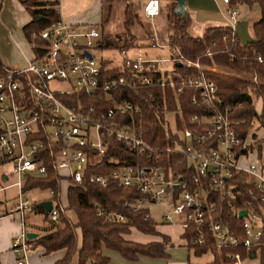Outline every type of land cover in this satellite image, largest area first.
<instances>
[{"label": "built area", "instance_id": "2783aa9c", "mask_svg": "<svg viewBox=\"0 0 264 264\" xmlns=\"http://www.w3.org/2000/svg\"><path fill=\"white\" fill-rule=\"evenodd\" d=\"M141 10L144 17L155 16L157 0H147ZM226 17L233 24L236 10L228 7ZM36 34L42 41L41 56L33 55L23 69L2 67L0 71V168L7 169L0 172V192L16 188L17 202L5 213L17 214L21 227L10 241L16 264H27L30 249L24 227V214L30 205L28 199L21 197L22 184L26 175L45 173L46 155L52 157L59 183L65 181V186L72 183L105 187L112 181L122 188H137L142 196L124 200L122 205L132 211L145 210L144 218H151L150 211L158 208L162 223L178 225L182 233L189 225L197 226L191 239L193 245L202 244L204 232L199 228L207 220L216 248L242 247L245 253L260 250L264 243V148L258 155L256 146L249 148L254 139L236 134L238 121L230 117L231 107L218 103L217 85L203 75V71L218 69L200 67L197 61L185 60L177 51L178 63L199 70L195 77H182L173 67L169 74L158 68L157 64L167 59H149L138 53L132 59L123 57L117 67L120 74L108 77L91 53L98 48L101 34L96 26L79 27L59 18ZM152 40L154 43L155 38ZM124 50L119 51L124 54ZM257 59L260 61V57ZM154 73L159 74L160 87L176 82L198 87L202 110L199 115L189 116L186 126L180 118L183 127L175 132L170 131L163 116L164 130L176 137L171 146L157 149L141 138L135 126L137 104L114 93L124 83L148 86ZM69 97L70 102L64 100ZM258 99L261 107L264 96ZM191 103H196L195 97ZM109 139L137 151L144 156L145 164H118L106 173L95 172ZM169 152L186 158L191 181L171 171L167 159H162ZM8 175L15 180L8 183ZM238 184L254 192L251 201L246 200L235 210L236 214L245 210L239 218L242 235L234 234L228 225L211 217L213 198H234L239 194ZM48 200L51 208L47 216L56 223L58 210ZM96 215L106 222L124 220L122 214L113 210L97 209ZM226 257L230 264H238L240 255L228 252Z\"/></svg>", "mask_w": 264, "mask_h": 264}, {"label": "trees", "instance_id": "16d2710c", "mask_svg": "<svg viewBox=\"0 0 264 264\" xmlns=\"http://www.w3.org/2000/svg\"><path fill=\"white\" fill-rule=\"evenodd\" d=\"M26 10L30 20L21 27L22 34L31 46L34 57L41 56V39L37 32L44 29L51 22L59 19L58 1L53 0H17ZM107 1V0H106ZM113 1V0H108ZM125 2L122 9L121 33L114 36L100 34L98 48H116L118 50L132 48L133 35L130 33L134 23L137 22V15L132 12V5L129 0ZM259 7V18L252 24L253 40L242 43L228 25L207 26L200 35L193 36L188 32L192 19L185 9L183 15L174 12L175 3L172 2L166 13V44L173 62V69L182 77H195L199 70L185 65L176 66L178 63L176 52L183 59L197 61L200 67L216 68L217 71H203L206 79L217 85L218 103L221 106L231 107L230 117L237 120L235 126L236 134L244 138L253 128L263 125L264 102L260 112H257L253 105V98L264 96V0H228L227 4H253ZM110 12L108 7L107 13ZM39 17V20L35 18ZM107 22V15L100 23V26ZM260 57V61H258ZM100 67L105 76L116 77L118 68H107L106 63L100 61ZM2 65L0 64V71ZM158 73L152 75V83L148 86L138 83L119 86L114 93L121 98H126L137 104L139 112L135 114V126L138 127L141 138L151 147L157 149L172 145V139L176 134L166 132L163 125L165 113L177 112L173 116L175 130H180L183 125L180 118L186 120L193 114L202 112L199 101L200 90L194 86H180L168 84L160 87L157 83ZM127 79L128 76L124 75ZM255 78V80H253ZM196 98V103H191V98ZM71 98H64L70 102ZM88 101L97 104L95 99ZM254 141L249 148L256 146L258 155L264 146V137L256 138L252 133ZM108 149L100 162V166L94 168L95 172L106 173L118 164L138 163L145 164L144 156L137 151L124 148L122 144L108 140ZM111 159L117 160L114 163ZM168 161L171 171H176L182 179L191 181L186 172V158L182 155L169 152L162 156ZM46 171L43 175L25 176L22 190L32 187L50 189L51 200L58 210L57 222L54 223L44 214L43 209L34 203L24 214V227L26 232L35 233V237L28 240L32 247H40L43 254H49L57 250H64L63 256L55 261V264H70V259L75 253L77 264H109L108 257L102 254L106 249L117 253L122 259L134 262L138 256L147 258L169 257L166 249L171 246L169 239L158 233L154 229L153 219L144 218L145 210L132 211L122 205L124 200H134L142 196L137 188H122L114 182H109L105 187L93 184L65 186V206L59 200V178L53 168L51 156H45ZM99 165V164H98ZM91 172V171H90ZM93 172V171H92ZM239 194L234 198L214 197L215 207L211 212L213 221H221L228 225L229 230L236 235H242L241 219L237 218L235 210L243 206L246 200L251 201L252 194L247 186L238 184ZM97 209L113 210L123 215L124 220L119 222H106L102 217L96 215ZM65 210H70L75 217L72 221ZM264 210V204L262 205ZM42 215L41 221H46V225L31 223L33 217ZM76 227L79 229L81 241L79 247L76 246ZM130 227L143 234L155 235L161 238L160 241H150L140 243L123 236L130 233ZM197 226L189 225L180 235L185 240L187 249L191 250L194 256H200L206 252L213 254L210 264H222L228 259V252H238L243 255L242 247L216 248L212 238V233L205 220L201 229L204 232L202 244L193 245L192 236L196 233ZM260 264H264V243L260 245ZM190 264V263H186Z\"/></svg>", "mask_w": 264, "mask_h": 264}, {"label": "rangeland", "instance_id": "374dc122", "mask_svg": "<svg viewBox=\"0 0 264 264\" xmlns=\"http://www.w3.org/2000/svg\"><path fill=\"white\" fill-rule=\"evenodd\" d=\"M1 1V0H0ZM77 3L74 5V13L78 14L80 18H83L86 20V23H90L91 25L96 26L98 29L100 28V32L105 35L108 34L109 36H114L118 33H121L123 30L122 27V9L124 7L125 2L123 0H113V1H106L102 4L97 3H89L86 2V0H76ZM214 3L216 6V9L221 14H224V4L221 0H210ZM204 3H207L204 0ZM209 6V3H207ZM203 6V5H202ZM108 7H110V12L107 13ZM235 8L237 10L236 16L240 18L243 22L241 23L240 27V33L238 35L240 41L242 43L248 42L253 40V34L252 31L248 29L249 23L252 20H256L255 16L256 12H259V7L256 3L253 4H236ZM1 12H0V23L3 26V24L9 28L15 29L19 25V22L27 18L29 15L26 12V10L16 1V0H2L1 3ZM132 12L137 15V19L133 25V27L130 30V33L133 35V43L134 46L132 48H125L124 54H121V52L116 48H95L91 51L93 57L98 61H103L106 63L107 68H117L121 65L122 58L127 57L128 59H132L135 56H137L138 53H140L141 56L151 59H160L165 60L164 63H158L157 66L161 70H165L168 74L171 70L173 61L170 60V52L168 51L166 47V13L160 14V16L156 17L155 21H147L143 18L141 8L137 7V5L132 8ZM166 12V11H165ZM107 15V22L100 26V19L105 18ZM224 18H227L224 15ZM62 20V19H61ZM222 25H228L233 27L232 25H229L225 19H220ZM63 21V20H62ZM88 21V22H87ZM102 21V19H101ZM210 23V22H209ZM247 23V24H246ZM211 25V24H207ZM206 25V26H207ZM152 26V34L154 35L153 38H155V42L151 41L150 39V32L149 29ZM234 28V27H233ZM232 28V29H233ZM234 30V29H233ZM238 31V28H236ZM235 31V30H234ZM188 32L195 36L197 33L195 30L192 31V29H188ZM236 32V31H235ZM25 41V40H24ZM27 50L30 51V45L28 43ZM14 53L11 49L6 47L5 45H2L1 52H0V59L3 56L6 57H13ZM253 105L257 112H260V100L258 98H253ZM165 119L168 122V128L170 131L175 132L174 127V121H173V113H165ZM264 125V120H263ZM252 133L256 135V138H262L264 137V126L260 125L258 128H253L250 132H248L247 136L250 139L252 136ZM264 146L262 147L263 150ZM251 158V157H250ZM6 167L0 168V172L6 171ZM8 183L15 180V177L13 175H8ZM65 181H63L60 184L59 188V200L62 203V206H65ZM21 197L24 199H28L29 205H32L34 203H38L43 200H48L51 198L50 192L45 188L40 187H32L28 190L23 191ZM17 202L16 197V188L10 187L7 190L0 192V210H4L5 208H8L9 206L13 205ZM55 202L53 203V205ZM151 213V219L155 223L161 222V217L159 213V209H152L150 211ZM12 214H15L14 212ZM65 214L72 220L75 221L74 214L70 210H65ZM17 215V214H15ZM13 215L14 219H17L18 217ZM42 215L38 214L33 217V221L40 223V225H46V221H41ZM18 220V219H17ZM161 230H166L165 228H161ZM169 232L173 233L175 232L174 229L168 228ZM76 233V246L79 247L81 236L79 229L76 227L75 229ZM125 238V237H124ZM134 239L142 240V238L146 239L145 237H140L138 235L133 236ZM155 238V235L154 237ZM172 238H174L172 236ZM127 239V238H126ZM141 243V242H140ZM187 247V245H185ZM188 248V247H187ZM38 247H30L29 251L26 255V261L27 264H52V259L57 252H51L49 254H45L43 256L38 254ZM11 251V250H10ZM175 253H170V256L168 257L172 261L174 260H185L186 253L182 249H177L174 251ZM12 253V251H11ZM13 254V253H12ZM15 257V256H14ZM189 261L195 264H199V260L195 259L192 255H188ZM195 261H198L196 263ZM111 262L112 264H124L118 255L113 253L111 256ZM142 264H149L146 263V260L143 258L141 259ZM152 264H156L153 262H150ZM5 264H16V257L15 262L14 258L13 260L5 258ZM70 264H77V255L74 253L73 256L70 259ZM90 264V263H87Z\"/></svg>", "mask_w": 264, "mask_h": 264}, {"label": "crops", "instance_id": "0c3cea01", "mask_svg": "<svg viewBox=\"0 0 264 264\" xmlns=\"http://www.w3.org/2000/svg\"><path fill=\"white\" fill-rule=\"evenodd\" d=\"M57 1H58V14H59L60 19H62L65 22L76 24L79 27L91 25L90 23L88 24L86 23V20L83 19L84 17L80 18L78 14L74 13V5L77 3L76 0H57ZM146 1L147 0H129V2L132 5V8H134L135 5L141 8L142 5ZM205 1L209 3V6L207 5V3H204V0H185V6H186L185 9L188 11L192 19V23L190 26L192 31L195 30V32L197 33L196 35H200L205 27L214 26V25H222L221 24L222 22L220 19H225L229 25H232L234 27L232 28L239 35L241 23L243 21L240 20V18L236 16L235 22L231 24V21L228 18H224V15L226 16V9L228 7H233L236 10L235 6H230L229 4L222 2L224 4V9H223L224 14L223 13L221 14L220 12L217 11L216 6L214 5L212 1L210 0H205ZM86 2L102 4L106 2V0H86ZM172 2L174 1L173 0H157V11H158L157 14L152 17L143 16V18L147 21H152V20L155 21L156 17L160 16V14H162L163 12L167 13ZM1 3H2V0L0 1V7H1ZM0 12H1V9H0ZM236 14H237V10H236ZM259 14H260L259 12H256V15H257L255 16L256 20H252L249 23V26H248L249 30L252 31V24L258 20ZM101 19H100V23H101ZM29 20H30V16H28L27 18L25 17L24 20L19 22V25L15 27V29L9 28L5 26L4 24L2 26L0 23V52H1L2 45H5L9 49H11L12 52L14 53L12 55L13 57L3 56L0 59V64L2 65V67L9 68V69H23L27 65V63L33 58V52H32L31 46H30V51L27 50V45L25 44L26 40L21 31V27L25 23H27ZM207 24H211V25H207ZM236 28H238V31L236 30ZM152 31L153 29L151 26L149 29V32H150L149 36H150L151 41H153L152 39L154 37V35L152 34ZM11 206H9L8 208H5L4 210H0V264H5V258H8L10 260L11 259L13 260L14 258V262H15V257H16L10 251V241L15 235L19 233L21 227L19 225V220H17L18 218L14 219L13 217V215L15 214H11V215L5 214ZM31 223H34L37 225L41 224V222L37 223L35 221H31ZM162 227L165 228L166 230L165 231L161 230ZM168 228L174 229L175 232L173 233L169 232ZM154 229L158 233L166 236L169 239L171 246L166 249V252L168 253V255L170 256V253H175L174 251H176L177 249H182L186 253L185 260L172 261L169 258H166V259L147 258L145 256H138L134 262H129V261L122 259L117 253L113 251L103 249L102 254L108 257L109 264H112L111 256L113 255V253L118 255L120 260L124 264H142L141 263L142 258L146 260V263H149V264H152L150 262H153L156 264H186V263L195 264L189 261L188 255H192L195 259L199 260L200 261L199 264H210L211 263L213 259V254L211 252H206L205 254H202L200 256H194L192 251L187 249V247H185V240L181 239L180 237L182 232H181V228L178 225H165L162 223V221L161 222L158 221V223H155ZM134 235L145 237L146 239L142 238V240H137L133 238ZM172 236L174 238H172ZM123 237L133 240V241L141 242V243L161 240L159 236H155V238H153L154 235L143 234L137 231L136 229H134L133 227H130V233ZM30 247L32 246L30 245ZM37 251L39 255L41 256L45 255L43 254L42 248L38 247ZM63 254H64V250H57L54 257L52 258L54 259L52 260V264H55V261L60 259L63 256ZM16 260H17V257H16ZM195 262L198 263V261H195ZM222 264H230V263L226 261V262H223ZM238 264H260L259 251L258 252L249 251L248 253L243 252V255H240L239 257Z\"/></svg>", "mask_w": 264, "mask_h": 264}, {"label": "water", "instance_id": "95a60500", "mask_svg": "<svg viewBox=\"0 0 264 264\" xmlns=\"http://www.w3.org/2000/svg\"><path fill=\"white\" fill-rule=\"evenodd\" d=\"M175 3V8H174V12L179 14V15H183L184 10H185V0H173ZM36 20H39V17L35 18ZM89 56V55H87ZM176 66H180L181 63H175ZM37 205L39 207H41L43 209L44 214H47L49 209L51 208V201L50 200H43L37 203ZM245 214V210H241L237 213V218H241L242 215ZM35 233L27 231L25 233V236L27 237L28 240H31L32 238L35 237Z\"/></svg>", "mask_w": 264, "mask_h": 264}]
</instances>
